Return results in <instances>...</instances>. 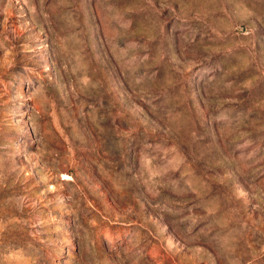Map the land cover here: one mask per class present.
<instances>
[{"label":"rangeland","instance_id":"obj_1","mask_svg":"<svg viewBox=\"0 0 264 264\" xmlns=\"http://www.w3.org/2000/svg\"><path fill=\"white\" fill-rule=\"evenodd\" d=\"M0 264H264V0H0Z\"/></svg>","mask_w":264,"mask_h":264}]
</instances>
